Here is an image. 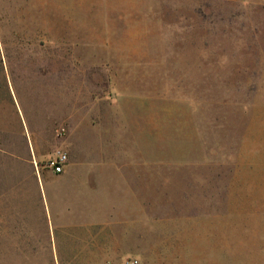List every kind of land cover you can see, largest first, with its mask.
Returning a JSON list of instances; mask_svg holds the SVG:
<instances>
[{
	"label": "rangeland",
	"instance_id": "374dc122",
	"mask_svg": "<svg viewBox=\"0 0 264 264\" xmlns=\"http://www.w3.org/2000/svg\"><path fill=\"white\" fill-rule=\"evenodd\" d=\"M132 260L264 264V0H0V264Z\"/></svg>",
	"mask_w": 264,
	"mask_h": 264
},
{
	"label": "crops",
	"instance_id": "0c3cea01",
	"mask_svg": "<svg viewBox=\"0 0 264 264\" xmlns=\"http://www.w3.org/2000/svg\"><path fill=\"white\" fill-rule=\"evenodd\" d=\"M10 151V150H8ZM104 165H102L105 170L102 171L101 173H104V175L101 176V182L103 181V179L105 180V183H107L108 187L106 188V191H108L110 193V195L108 196V198L111 197L112 199V205L110 206L107 198L105 200V195L106 192L105 190L100 187L99 192L101 193L102 196V204L101 207L105 208L107 210L106 215L107 216H111V215H115V220L114 222L113 219H109L106 220L105 222V227H118L117 225H119L118 222V218L117 216H120V209L122 206V198L123 195H130L129 197L132 200H138L140 201V199H143V196H145V194H147L146 196V209H141L139 211L140 205H138V203L135 206V201H134V206L135 209L137 208V211L134 212L135 214V218L132 219V225L130 227H149V217H150V222L153 221V213L151 211V213L148 211V195H149V191H150V185H151V193H153V177H149L148 175L146 176H142V177H138L135 175L132 176H128V178H130V187H128V190H123L122 185L118 186L117 184V171H114L113 169L108 171V168L113 167L111 166H107V164L103 163ZM79 167V165H77L76 163L74 164H66L65 165V169L63 172H65L64 174H62V176H65L66 178L69 179H73L75 176H73V174L75 173V168ZM121 169L122 166L120 165ZM121 174H122V170H121ZM147 174H149V171L147 170ZM107 176H111L108 177ZM52 176H50L51 178ZM109 179L106 182V178ZM120 179L122 180V177H120ZM128 198V197H127ZM144 207V206H143ZM113 209V210H112ZM112 210V211H109Z\"/></svg>",
	"mask_w": 264,
	"mask_h": 264
},
{
	"label": "built area",
	"instance_id": "2783aa9c",
	"mask_svg": "<svg viewBox=\"0 0 264 264\" xmlns=\"http://www.w3.org/2000/svg\"><path fill=\"white\" fill-rule=\"evenodd\" d=\"M68 160V154L65 151H59L55 156L48 159V166L54 173H62ZM136 261H127V264H135Z\"/></svg>",
	"mask_w": 264,
	"mask_h": 264
}]
</instances>
